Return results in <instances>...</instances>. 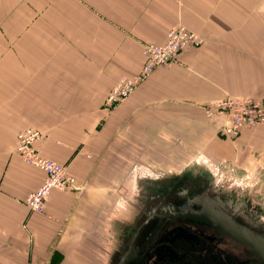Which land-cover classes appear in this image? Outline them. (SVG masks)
I'll list each match as a JSON object with an SVG mask.
<instances>
[{
	"label": "crops",
	"instance_id": "1",
	"mask_svg": "<svg viewBox=\"0 0 264 264\" xmlns=\"http://www.w3.org/2000/svg\"><path fill=\"white\" fill-rule=\"evenodd\" d=\"M179 22L202 45L108 110L111 87L142 68L143 44ZM226 95L264 99V0H0V264H113L141 187L169 163L225 161L264 178V124L228 138L205 112ZM26 128L77 182L52 189L40 214L25 199L45 173L16 152Z\"/></svg>",
	"mask_w": 264,
	"mask_h": 264
},
{
	"label": "flooded vegetation",
	"instance_id": "2",
	"mask_svg": "<svg viewBox=\"0 0 264 264\" xmlns=\"http://www.w3.org/2000/svg\"><path fill=\"white\" fill-rule=\"evenodd\" d=\"M113 264H264V204L198 170L149 180Z\"/></svg>",
	"mask_w": 264,
	"mask_h": 264
},
{
	"label": "built area",
	"instance_id": "3",
	"mask_svg": "<svg viewBox=\"0 0 264 264\" xmlns=\"http://www.w3.org/2000/svg\"><path fill=\"white\" fill-rule=\"evenodd\" d=\"M203 38L182 23H176L167 31L162 44L144 43L142 68L131 75H123L111 87L105 99V107L110 110L131 94L155 68L177 61L180 52L187 48H197ZM209 117L217 116L224 120L222 134L234 138L247 127L264 124V99L255 100L243 96L226 95L212 101L205 108ZM41 132L26 128L17 134L16 152L26 163L39 168L45 173L41 185L25 199L30 212L43 213L49 192L52 189L70 191L77 189L74 176L68 173L64 164L43 156L35 146Z\"/></svg>",
	"mask_w": 264,
	"mask_h": 264
},
{
	"label": "rangeland",
	"instance_id": "4",
	"mask_svg": "<svg viewBox=\"0 0 264 264\" xmlns=\"http://www.w3.org/2000/svg\"><path fill=\"white\" fill-rule=\"evenodd\" d=\"M225 163V161L178 162L177 164L169 163L163 168H160L161 170L153 171L151 178H148L147 180H153L161 176L180 174L181 172L186 170H198L202 174H204L207 179L211 178L214 184L224 187L227 190L228 188H232L238 192L247 193L258 203L264 204V178L260 176L257 177L256 175H251L250 177H248L245 174H239L238 171L232 172V170L229 169V167ZM215 165L220 167L219 170H217L218 168H216ZM141 191L143 192L142 194L145 195V188L143 186L141 187ZM124 206L125 204L121 203L117 210L121 218L128 217L126 216ZM108 261H111V258L106 259V264L108 263Z\"/></svg>",
	"mask_w": 264,
	"mask_h": 264
}]
</instances>
